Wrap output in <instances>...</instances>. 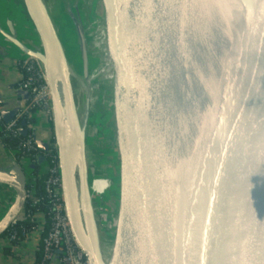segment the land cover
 <instances>
[{"label": "water", "instance_id": "1", "mask_svg": "<svg viewBox=\"0 0 264 264\" xmlns=\"http://www.w3.org/2000/svg\"><path fill=\"white\" fill-rule=\"evenodd\" d=\"M110 1L112 45L102 28L97 46L103 76L93 105L98 154L81 195L86 210L79 209L75 193V222L67 210L77 244L90 264H264V0L236 1L241 18L219 69L216 99L200 123L193 153L184 148L179 161L167 111L171 93L177 94L183 19L192 0ZM38 2L53 29L43 0ZM24 3L36 26L30 3ZM55 41L68 70L56 31ZM68 85L75 114L70 77ZM16 87L15 107L0 108L5 123L30 100ZM48 114L37 113L35 121ZM47 124L53 127L49 119ZM54 126L44 138L35 127L43 154L58 136L55 120ZM9 159L8 170L0 169V186L15 198L0 220V237L23 215L26 175L36 167L24 171L14 156ZM47 163L41 155L40 175Z\"/></svg>", "mask_w": 264, "mask_h": 264}, {"label": "bare ground", "instance_id": "2", "mask_svg": "<svg viewBox=\"0 0 264 264\" xmlns=\"http://www.w3.org/2000/svg\"><path fill=\"white\" fill-rule=\"evenodd\" d=\"M236 1L192 0L190 14H187L186 18L184 16L182 55L180 54L181 71H179L175 89L177 94L175 93L172 97L171 93V107L167 111L169 133L178 161L184 148L189 154L193 153L194 140L200 123L206 120L216 99L219 69L241 18L240 13L237 14L234 10ZM28 2L38 23L36 29L44 46L45 80L51 88L58 140L63 150L64 199L67 210L75 222L78 215L72 213L76 207L72 199L73 187L68 182L69 163L75 158V162L79 164L78 150L82 148V145L77 119L72 108L70 87H68V77L71 78L74 75L71 69L66 70L61 64L60 50L56 46L54 36L55 30L45 18L42 4L38 0H28ZM110 8L112 26L114 10L111 1ZM84 202L87 203L85 200ZM85 203L80 205V210H86ZM122 239L123 242L124 235ZM121 248L120 243L119 250ZM121 264L125 262L122 261Z\"/></svg>", "mask_w": 264, "mask_h": 264}, {"label": "rangeland", "instance_id": "3", "mask_svg": "<svg viewBox=\"0 0 264 264\" xmlns=\"http://www.w3.org/2000/svg\"><path fill=\"white\" fill-rule=\"evenodd\" d=\"M8 2L16 5V7L23 11L22 14L27 16L29 20V23L27 22L28 27L30 24L32 25V27H29V33L32 36L31 38H34L38 44L39 57L33 55L34 58L32 59L40 68L43 82L45 87H47L46 97L49 102L47 113H49V116H47L48 118L45 115L41 117L40 115L37 116L39 120L37 121L36 133H40L41 136H46L49 127H51L47 124L48 119H50L55 131V112L52 104L51 88L47 85L45 80V69L42 61L43 54L41 52L43 48L44 53V46L35 25L27 15L28 12L24 0H8ZM108 2L109 0H43L44 6L52 19L65 60L69 66L68 68L72 70L74 75L70 78V84L75 106V116L83 146L80 155L81 162L79 161L80 163L78 164L75 162L74 158L69 163V181L68 179L67 181L72 185L73 191L78 198V206H80L81 195H83L85 189L89 187L94 171V162L98 154L95 142V107H93V105L96 101L99 82L103 78L101 75L102 59L100 57V52L97 50V46L99 45V31L102 28L107 32V36L110 38L112 45V26L110 24L111 8L109 5L110 2ZM5 13L9 21H12L14 12L9 10L6 12L5 10ZM18 16H20V14ZM104 31L102 32L105 33ZM25 59H27V57ZM109 75L110 72L105 73L104 78ZM111 93L113 94L114 91H111ZM56 137L58 138L55 132V143L52 147L58 150L57 170L60 176L59 179L61 181V193L63 197L65 192L64 172H62V168H64L63 150ZM65 166H67L66 163ZM86 181H88L87 184H85ZM14 198L15 194L8 188L2 189V191L0 190V220L12 207Z\"/></svg>", "mask_w": 264, "mask_h": 264}, {"label": "built area", "instance_id": "4", "mask_svg": "<svg viewBox=\"0 0 264 264\" xmlns=\"http://www.w3.org/2000/svg\"><path fill=\"white\" fill-rule=\"evenodd\" d=\"M5 10L6 12H8V10L14 12V7L8 2V0ZM25 54L27 55V59L21 60L20 63L23 79L18 84V88L23 91H27L30 95V100L23 105L21 111L18 112V114L10 123H5L0 114L1 141L12 137H21L22 132L24 130H28L27 140L20 145L19 151L10 152L14 158L16 157L17 153L23 155V158L20 159V161H16L22 166L24 171L28 170L32 165L38 164L41 155L48 157L50 153L49 151L48 154H43L38 148L36 137L34 136V130L37 126V121H35V123L31 122L32 120H35V115L37 113L48 112L49 102L46 97L47 87H45L43 82V76L40 72V68L34 63L35 61L32 59L34 56L28 52ZM34 109H38V112L34 113ZM24 122H26L25 126H23ZM31 151H37L35 160H33V162L30 158L25 156L27 152ZM55 161L56 160H53L52 163L56 164ZM45 172H50L51 174V177H49V179L46 181L45 191L50 198L52 210L50 213V230L42 239L43 255L41 261H39L38 264H90L88 262L87 254L82 248L79 247L71 231L66 203L65 200H63L64 196L62 197L61 193L62 190L61 181L59 179L60 176H55L59 174L57 167H51V164L49 165L48 162L44 170V173ZM32 177V173L26 175L28 184H30L32 181ZM28 193L30 199V192L28 191ZM32 201V206H36L40 203V200L38 199H34ZM22 216L24 217V213ZM22 216L21 218H23ZM17 223L18 221L12 225L10 230H13V227ZM35 230H37V234L44 232L43 228ZM17 240L18 235L17 233L13 232L10 237L2 241L1 246L3 248H9Z\"/></svg>", "mask_w": 264, "mask_h": 264}, {"label": "crops", "instance_id": "5", "mask_svg": "<svg viewBox=\"0 0 264 264\" xmlns=\"http://www.w3.org/2000/svg\"><path fill=\"white\" fill-rule=\"evenodd\" d=\"M5 4L7 5L6 0H0V108L7 110L16 105L17 97L14 88L16 86L18 87V84L23 79V73L20 69L21 60L27 57L26 52L39 57V50L37 42L34 38H31L32 36L29 33V27H32V25L30 24L28 27L27 22L29 23V20L27 16L22 14L23 11L20 8L11 4L14 7V15L12 21H9L5 13ZM18 13L20 16H18ZM42 137L44 138V135ZM10 155L13 156L10 152L9 154L6 153L3 149V142L0 140V169L8 170L10 166ZM6 188L8 187L0 186L1 191ZM8 189L11 190L10 188ZM11 191L15 194L13 190ZM36 218L39 224L37 229L43 228L45 217L39 214L36 215ZM36 232L21 243V248L20 246L16 248L17 253L22 251V256L21 258L18 256L20 258H17L18 260L8 257V254H4L0 249V264H34L36 261L35 254L38 251L40 240L36 236Z\"/></svg>", "mask_w": 264, "mask_h": 264}, {"label": "trees", "instance_id": "6", "mask_svg": "<svg viewBox=\"0 0 264 264\" xmlns=\"http://www.w3.org/2000/svg\"><path fill=\"white\" fill-rule=\"evenodd\" d=\"M41 52H43L41 50ZM38 112V109H34V113ZM48 118V117H47ZM50 121V119H49ZM31 122L35 123V120H32ZM50 124L52 125L51 121ZM52 131H53V127H52ZM27 140V136H21V137H12V138H7L3 141V145L4 147L9 151V152H17L19 151V147L20 145ZM55 143V139L52 140V145ZM37 151H31V152H27L26 153V157L30 158L33 162V160H35ZM57 155H58V150L54 147L50 148V153L49 156L46 157L49 165L51 164V167H57L58 164V159H57ZM23 158V155H20L17 153L15 159L17 161H20V159ZM56 160V164H53L52 161ZM36 167L32 172V181L30 182V184H28V191L30 192V199L28 200V203L26 205V208L24 210V217L21 218L20 220H18V223L13 227V230L11 229L10 231H8L6 234H4L2 237H0V249L1 252H3L4 254H8V257H11L13 259H17L18 256L21 258L22 251H19L17 253V249L19 246L21 248V243L23 241H25L26 236H32L34 232H36L38 228V222L36 221V215L41 214L45 217V221H44V225H43V233H36V236H38L39 240V244H38V251L35 254L36 255V261L34 264H38L39 261H41L42 259V255H43V245H42V239L47 235V233L50 230V213L52 210V204L50 201V198L48 197V195L46 194L45 191V186H46V181L49 179V177H51L50 172H45L42 175H40V167L35 164ZM56 177H59L58 175H55ZM34 186V187H33ZM35 188V189H33ZM34 199H38L40 200V203L36 206H32L33 205V201ZM15 232L18 235V240L16 242H14L11 247L7 248H3L1 246L2 241L6 240L8 237H10L12 235V233ZM41 234V235H40ZM25 235V236H24ZM18 258V259H20ZM17 259V260H18Z\"/></svg>", "mask_w": 264, "mask_h": 264}]
</instances>
